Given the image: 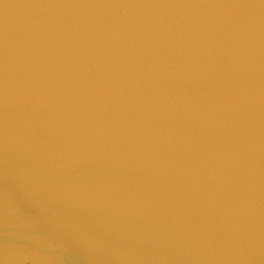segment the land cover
Here are the masks:
<instances>
[{
	"label": "water",
	"instance_id": "1",
	"mask_svg": "<svg viewBox=\"0 0 264 264\" xmlns=\"http://www.w3.org/2000/svg\"><path fill=\"white\" fill-rule=\"evenodd\" d=\"M0 264H264V0H0Z\"/></svg>",
	"mask_w": 264,
	"mask_h": 264
}]
</instances>
